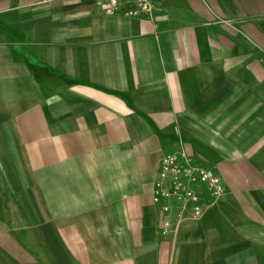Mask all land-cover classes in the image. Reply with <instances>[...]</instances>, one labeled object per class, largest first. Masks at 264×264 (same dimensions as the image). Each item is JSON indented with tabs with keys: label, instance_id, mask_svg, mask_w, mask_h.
I'll return each mask as SVG.
<instances>
[{
	"label": "crops",
	"instance_id": "0c3cea01",
	"mask_svg": "<svg viewBox=\"0 0 264 264\" xmlns=\"http://www.w3.org/2000/svg\"><path fill=\"white\" fill-rule=\"evenodd\" d=\"M151 1L0 0V264H264V0Z\"/></svg>",
	"mask_w": 264,
	"mask_h": 264
},
{
	"label": "built area",
	"instance_id": "2783aa9c",
	"mask_svg": "<svg viewBox=\"0 0 264 264\" xmlns=\"http://www.w3.org/2000/svg\"><path fill=\"white\" fill-rule=\"evenodd\" d=\"M96 4L105 12L111 13L121 6H126L125 14L138 16L150 14L153 9L151 0H95ZM204 184L212 196L220 195L224 188L220 178L214 171L207 167L195 166L190 163L185 153L178 155L166 153L161 156L158 169V178L154 183L153 199H174L184 205L191 203L194 217L202 213L200 197L196 186ZM169 205L163 203L161 210L169 212ZM170 221L165 216L162 222V233L165 234L169 228Z\"/></svg>",
	"mask_w": 264,
	"mask_h": 264
}]
</instances>
